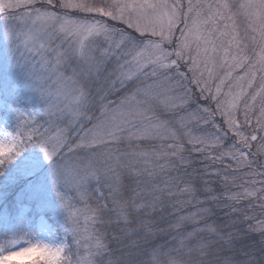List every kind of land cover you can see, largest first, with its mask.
Wrapping results in <instances>:
<instances>
[{
	"label": "snow or ice",
	"instance_id": "obj_1",
	"mask_svg": "<svg viewBox=\"0 0 264 264\" xmlns=\"http://www.w3.org/2000/svg\"><path fill=\"white\" fill-rule=\"evenodd\" d=\"M30 238L264 264V0H0V264Z\"/></svg>",
	"mask_w": 264,
	"mask_h": 264
},
{
	"label": "clouds",
	"instance_id": "obj_2",
	"mask_svg": "<svg viewBox=\"0 0 264 264\" xmlns=\"http://www.w3.org/2000/svg\"><path fill=\"white\" fill-rule=\"evenodd\" d=\"M32 244H40L41 250L30 255V258H19L13 260L11 264H56L54 249L43 250V245L48 244L47 240H38L36 238H30ZM42 239V238H41Z\"/></svg>",
	"mask_w": 264,
	"mask_h": 264
}]
</instances>
